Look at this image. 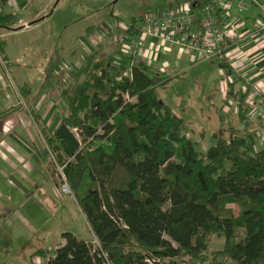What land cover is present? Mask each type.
<instances>
[{"label":"trees","instance_id":"trees-1","mask_svg":"<svg viewBox=\"0 0 264 264\" xmlns=\"http://www.w3.org/2000/svg\"><path fill=\"white\" fill-rule=\"evenodd\" d=\"M206 2L192 0L198 15ZM6 3L0 0V28L16 23ZM140 18L124 34L132 41L142 38ZM135 63L126 74L123 64L89 55L73 87L61 90L53 130L33 115L51 163L66 166L98 244L67 232L52 256L40 249L32 257L45 264L202 262L215 235L225 240L213 254L217 264H264V149L254 133L232 127L227 138L219 131L201 153L184 134V119L158 95L172 78ZM220 67L233 72L225 62Z\"/></svg>","mask_w":264,"mask_h":264},{"label":"rangeland","instance_id":"rangeland-1","mask_svg":"<svg viewBox=\"0 0 264 264\" xmlns=\"http://www.w3.org/2000/svg\"><path fill=\"white\" fill-rule=\"evenodd\" d=\"M33 2L25 9L8 5L6 8L16 22L30 15L32 17L29 19H33L38 11L44 13L36 28L15 33L13 40L23 46L17 50L20 75L14 70L10 72L17 81H25L31 86V98L27 100L28 106L24 105L26 111L36 107L35 103L42 95H47L42 98L38 109L40 115L44 114L45 123L52 128L59 121L56 109L63 104L60 92L63 88L73 87L72 76L84 63L92 46L94 53L109 58L113 68L119 67L123 62L117 57L118 52H122L120 56H129L125 49L129 47L130 41L123 36L135 18L175 6L178 0ZM237 12L236 0L232 14L235 16ZM233 15L232 18H235ZM240 17L246 19V16ZM250 22V19L245 22L247 28ZM14 27L17 26H11V29ZM84 44L87 48H84ZM141 46L138 48L139 53ZM233 49L239 55L235 68L231 65L233 72L221 68L219 64L226 60L218 57L191 62L172 56L180 64L172 61L169 70L166 68L167 61L156 62L158 58L154 54L146 57L153 64L152 69H159L158 72L164 78L171 76L169 82L158 87V95L176 116L184 119V134L197 143L201 153L212 145V136L220 134L219 131L228 138L232 125L237 130L249 129L254 133L252 139L256 148L264 149V38L244 35L241 41H235ZM131 56L137 58L140 54ZM33 63L36 65H27ZM161 63L165 65L163 68L159 65ZM249 67L250 71L243 70ZM55 73L57 75L51 77ZM234 76L239 78L238 83L233 94L229 95L228 84L237 80ZM36 114L39 115L37 111ZM32 130L35 129L27 127V133L33 135ZM25 138L27 149L31 147L40 159L28 160L27 167H22L28 170L24 185L30 192L25 196L24 190L15 192L9 180L0 183V264H45V260L32 257L33 253L45 248L49 255L53 254V249L59 243H65L63 234L67 232L97 245L70 190L72 185L66 176V166L62 168L52 164L48 153L41 146L39 149V145H33L34 140H30L28 134ZM26 154L31 155L28 150ZM12 177L24 179V176L19 175ZM66 184L68 193L63 189ZM224 242L223 237L212 235L208 238V255L204 261L187 262L190 259L185 258L169 260L167 264H217L213 254L223 249Z\"/></svg>","mask_w":264,"mask_h":264},{"label":"crops","instance_id":"crops-1","mask_svg":"<svg viewBox=\"0 0 264 264\" xmlns=\"http://www.w3.org/2000/svg\"><path fill=\"white\" fill-rule=\"evenodd\" d=\"M33 1L34 0H7L6 6L8 5L9 7L12 6L18 9H25L29 6L30 3H34ZM6 10L8 9H5V11ZM43 14H44L43 11H38L33 19H29L32 17V15L28 16L27 19L21 18L17 22L15 21L16 23L13 26H17V27H14L13 29H11V27L0 28V183H5V181L9 180L10 182L9 185L12 187V189L15 192L24 190L23 191L24 196L26 195V193L28 194L30 190H28L24 185V182L27 181L28 170L22 167L24 166L27 167L28 160L34 159L39 161L40 159L39 155L33 152L31 147L27 149L25 136L28 134L29 139L32 141L34 140L33 145H37V146L39 145L38 146L39 149H41L42 147L46 151V144L43 140L42 131L40 127L36 124L33 115L35 116V118L38 117L41 118V122L44 125H47L44 121V114L40 115L39 114L40 110L38 109L42 101V98L47 95L41 96L39 101L35 103V105L37 104L36 107H33V109L30 110L27 109V111L25 110L24 105L28 106L27 100L31 98V86L25 81H20V80L17 81L15 76L11 74L12 72H10L11 70H14L20 75L19 72L20 58H19V53H17V50H21L23 48V46L19 42L13 40V37L15 36V33H19L21 31L29 32L30 30H32V28L33 29L36 28L40 23L36 21ZM31 23L33 25H30ZM123 38L126 40L127 37L124 35ZM127 40L131 42L129 38H127ZM83 46L84 48H87L86 44H84ZM93 51L94 48L92 46V49L90 50L89 54L86 57L91 55V53L93 54L94 53ZM140 52L141 53L139 57H137L136 59H125L126 62L123 59L124 56H120L122 55L121 54L122 52L120 51L118 52L117 57L122 60L123 68H125L126 74H129L131 66L133 64H136L135 62H137L138 59L144 62L145 65L148 66L150 70H154L151 68L153 64L149 62L146 58L148 55L151 56L152 54H154L155 57L158 58L156 62H158L159 60H161V62L167 61V65H168L166 67L167 70H169L172 61L174 64L177 65L180 64L178 62H175L172 59V56L181 57V61L190 60L192 62V61H196L197 59H201L202 61L205 60L203 58H200L198 52L194 50L188 48L186 49L181 48L175 45H169L152 36H146L143 38ZM23 55L25 56V54ZM27 65L33 66L36 65V63L27 64ZM159 65L161 68L165 66L162 63ZM158 70L155 69L154 71L158 72ZM243 70L250 71V67L244 68ZM56 75L57 73L52 74L51 77ZM159 75L162 78H164L163 77L164 75L162 73H159ZM238 79L239 78H237V83H238ZM234 87H233V92H234ZM47 94H49L48 90H47ZM58 107L56 109V112H58ZM36 111L40 116L36 114ZM47 126L53 130V127L51 128L49 125ZM27 127L31 129L32 128L35 129L32 130L34 136L31 135L30 133H27ZM232 127L235 128V126L233 125ZM22 135L24 137L21 138ZM11 136L14 137L11 138ZM42 140L44 144L42 143ZM27 150L31 153V155L28 156L26 154ZM33 154H36L37 156ZM15 175L24 176V179L20 178L19 180L17 178H13L12 176ZM63 244L64 243H59V246H56L55 247L56 249L54 248L53 251L55 252ZM41 249H45V248H41ZM53 254L51 253L50 255L49 254L48 255L52 256Z\"/></svg>","mask_w":264,"mask_h":264},{"label":"built area","instance_id":"built-area-1","mask_svg":"<svg viewBox=\"0 0 264 264\" xmlns=\"http://www.w3.org/2000/svg\"><path fill=\"white\" fill-rule=\"evenodd\" d=\"M234 2L236 0H207L198 15L192 0H184L175 6L142 14L139 24L142 36L194 50L205 60L218 57L235 68L239 56L233 49L235 41H241L244 35L264 38V0H237L235 16L232 14ZM247 19L251 20L249 28L245 24ZM143 38L131 40L125 49L129 56L140 54L138 48ZM63 189L68 193L67 184Z\"/></svg>","mask_w":264,"mask_h":264},{"label":"water","instance_id":"water-1","mask_svg":"<svg viewBox=\"0 0 264 264\" xmlns=\"http://www.w3.org/2000/svg\"><path fill=\"white\" fill-rule=\"evenodd\" d=\"M34 23H36V22H34ZM30 25H33V24L31 23Z\"/></svg>","mask_w":264,"mask_h":264}]
</instances>
